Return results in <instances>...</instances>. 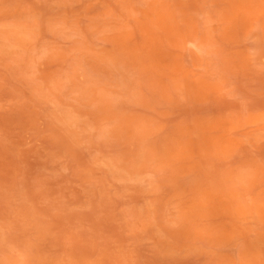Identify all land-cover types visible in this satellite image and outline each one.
I'll return each mask as SVG.
<instances>
[{"label":"rangeland","instance_id":"1","mask_svg":"<svg viewBox=\"0 0 264 264\" xmlns=\"http://www.w3.org/2000/svg\"><path fill=\"white\" fill-rule=\"evenodd\" d=\"M0 264H264V0H0Z\"/></svg>","mask_w":264,"mask_h":264}]
</instances>
